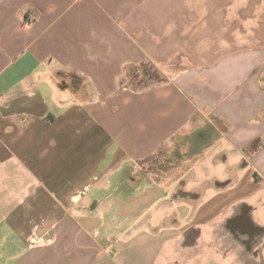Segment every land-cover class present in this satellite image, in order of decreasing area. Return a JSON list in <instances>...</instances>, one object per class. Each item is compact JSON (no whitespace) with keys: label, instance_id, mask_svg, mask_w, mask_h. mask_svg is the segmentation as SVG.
I'll list each match as a JSON object with an SVG mask.
<instances>
[{"label":"crops","instance_id":"obj_1","mask_svg":"<svg viewBox=\"0 0 264 264\" xmlns=\"http://www.w3.org/2000/svg\"><path fill=\"white\" fill-rule=\"evenodd\" d=\"M178 136L191 169L139 177ZM249 234L264 264V0H0V264H250Z\"/></svg>","mask_w":264,"mask_h":264},{"label":"rangeland","instance_id":"obj_2","mask_svg":"<svg viewBox=\"0 0 264 264\" xmlns=\"http://www.w3.org/2000/svg\"><path fill=\"white\" fill-rule=\"evenodd\" d=\"M137 70L138 71L133 74L131 79V83L134 86L140 87L159 80L157 73L149 65H143ZM188 151L189 149L185 139H183L182 136L175 137L168 144L163 146L152 158L144 163H140L137 175L139 177L147 178L149 181H161V179H166L169 184L174 186L178 181L177 179H179L184 172L189 171L192 167L193 160ZM254 178L255 181H257L259 177L254 175ZM172 195V197H177L175 196V192ZM248 202L252 204L253 200H249ZM242 213L243 221H245L249 228L257 226V221L255 222L251 220L252 208L250 206L244 207ZM254 230V233H256V229ZM251 236L252 235L249 234V238H236V241L237 243H243V245L245 244V247L247 246L250 248L249 255L247 257H243L248 263L255 264L259 262L258 260H260L261 255L257 254L256 240ZM235 253L236 252L233 251L234 256ZM236 257L237 258L234 257V261H236L235 259L238 261L241 260V256L238 255ZM242 261H244L243 258Z\"/></svg>","mask_w":264,"mask_h":264}]
</instances>
